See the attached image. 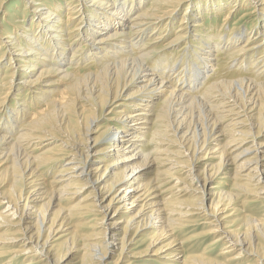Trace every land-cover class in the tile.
<instances>
[{
    "label": "bare ground",
    "instance_id": "6f19581e",
    "mask_svg": "<svg viewBox=\"0 0 264 264\" xmlns=\"http://www.w3.org/2000/svg\"><path fill=\"white\" fill-rule=\"evenodd\" d=\"M9 1L0 0V8ZM144 1L23 0L34 27L33 32L19 35L24 48L17 42L18 35L0 32V45H6L0 48V60L5 53L9 60L7 76L0 78V114L5 115L12 95L22 89L32 95L31 104L39 100L31 112L23 100L21 108L5 116L11 124L8 129L16 122L17 130L0 134V227L12 229L0 236V243L8 246L10 261L48 264L50 257L58 264L79 252L80 264H104L108 248L116 241L113 230L123 223L113 264L125 258L126 246L148 233L144 251L127 253L128 259L136 261L127 259L126 264L143 262L146 256V261L165 260L163 264H264V251L253 249V242L243 236L247 234L239 231L243 226L246 232L257 229L264 234V219L242 212L233 217L251 204L264 208V82L210 75L224 48L232 61L248 60L251 66L263 68L264 0H232L224 24L244 6L251 10L243 16L253 15L259 23L244 41L245 34L239 32L219 42L210 37V32L216 33L213 27L204 28L197 19L204 12L217 17L226 0H202L199 6L197 0H152L142 7ZM184 3L186 10L176 22ZM174 24L177 30L170 33L174 39L163 45L162 33L171 32ZM162 28L164 32L156 35ZM71 42L78 46L71 50ZM183 45L185 55L197 57L192 64L198 69L188 76L193 79L190 86L201 87L196 97L187 89L172 88L175 70L161 78L164 69L154 67L158 59H168V50ZM94 48L96 68L80 70L79 63L86 62ZM157 50L162 53L154 56ZM258 51L261 56L256 57ZM151 56L155 59L148 62ZM65 66L69 69L62 70ZM248 72L255 76L253 69ZM16 74L22 79L14 83ZM51 77L54 80L46 83ZM59 84L62 88L55 91L52 87ZM67 106H75L74 124L63 135L54 133L53 112ZM99 120L103 126L92 133ZM91 134L97 136L90 143ZM52 142H58L59 149L49 157L54 150L46 147ZM46 164L60 168L50 182L41 175L40 168ZM153 166L155 174L142 182V175ZM217 179L229 180L228 192L218 190ZM80 192H86L85 197L72 204ZM65 201L71 205H62ZM20 202L24 203L18 206ZM87 216L99 218H94L91 232L80 233L86 225L81 220ZM199 227L185 241L176 239L178 230ZM209 236L211 241L200 255H184L186 242H206ZM162 242L166 243L161 246ZM218 245L224 246L223 251L213 257ZM61 247L67 249L58 256L55 252Z\"/></svg>",
    "mask_w": 264,
    "mask_h": 264
},
{
    "label": "rangeland",
    "instance_id": "374dc122",
    "mask_svg": "<svg viewBox=\"0 0 264 264\" xmlns=\"http://www.w3.org/2000/svg\"><path fill=\"white\" fill-rule=\"evenodd\" d=\"M22 1L23 0H10L9 1V3L7 4V6H5L4 8H0V32H2V33H4V34H7V35H5V36H11V37H15V36H17L16 38H18L17 39V42H19L18 44H20V46H21V48H24V46H25V42L23 41V38L21 39V37L19 38V35L20 36H24L25 35V32H27L28 30H30V31H32L33 32V30H34V27H32L31 28V26H30V22H29V14H28V12H29V8L28 9H24L25 7L22 5ZM68 1V0H67ZM131 1V0H130ZM129 0H127V2L126 3H128V2H130ZM151 1L152 0H145L144 1V4L142 5V7H144V6H149V4L151 3ZM198 2L196 3V5L197 6H199V5H201L200 3H201V1L202 0H197ZM205 1H207V3H208V0H203L202 1V3H204ZM232 0H226L225 2H224V8H223V5H221L222 6V11L220 12V13H218L219 15H217V17H214V16H212V15H207V13L206 12H204L203 13V17L202 18H200V19H197V22H202L203 23V25H204V28H212V30H214L216 33H211L210 32V37H212V39H213V41H216V42H219L220 40L221 41H223V40H225V38H226V35L227 36H229V38H232V37H236L237 36V34L240 32V33H244L245 34V36L241 39V41H244V40H246L247 38H248V36H249V34H250V32L252 31V28L255 26V24L257 25L258 23H259V20L258 19H256L253 15L252 16H250V17H244L243 16V14L245 15V13H249V11L251 10L250 9V7H246L245 8V6L244 7H240V8H238V9H236L237 11H235L234 13H233V15H232V17H231V19L226 23V24H224L223 22H222V20H223V16L225 15V13H226V11H227V9L230 7V2H231ZM238 1H240L241 2V0H238ZM247 3V2H246ZM240 4V3H239ZM244 5H245V3H244ZM249 8V9H248ZM23 9H24V11H23ZM185 10H186V3H184V4H182V6H180V8H179V10H178V13H177V18H176V22H177V20H179L180 18H181V15H183L184 14V12H185ZM247 10V11H246ZM245 11V12H244ZM135 12H137V8L132 12L133 14L135 13ZM64 13H65V10H63L62 12H61V16L63 17L64 16ZM131 13V14H132ZM238 13V14H237ZM26 14V15H25ZM28 14V15H27ZM130 14V15H131ZM236 14V15H235ZM240 15H242L241 17H240ZM262 18V21H263V17H261ZM260 18V19H261ZM202 19V20H201ZM242 20V21H241ZM230 24V25H229ZM210 27H209V26ZM225 25V26H224ZM232 25V26H231ZM21 26H22V30H21ZM235 26H237V28H235ZM225 27V28H224ZM245 27V28H244ZM204 28H203V32L205 33L206 31H204ZM220 28V29H219ZM232 28V29H231ZM250 28V29H249ZM2 29H4V30H2ZM170 29H171V32H169V30H167L165 33H162V35L161 36H164L163 38V40H165L164 41V44L163 45H165V44H167L168 42H170V40L172 41L173 39H174V35L173 34H170V33H174L175 32V30H177V28H176V24H174V25H172L171 27H170ZM223 29V30H222ZM22 31H23V33H22ZM228 31V32H227ZM230 31V32H229ZM238 31V32H237ZM243 31V32H242ZM160 32H164V29L162 28L160 31H158L157 33H156V35H159L160 34ZM195 34V33H194ZM215 34V35H214ZM188 36V35H187ZM218 36V37H217ZM225 36V37H224ZM247 37V38H246ZM85 38H87V36L85 37ZM194 39V38H193ZM216 39V40H215ZM220 39V40H219ZM6 40V39H5ZM5 40L4 41H2V42H5ZM1 41V40H0ZM240 41V42H241ZM2 45H4V47H6V45L4 44V43H2ZM2 45H0V48H1V46ZM70 45H71V50L73 49V48H75V47H77L78 46V44H76L77 46H75V45H73V42H71L70 43ZM87 46H89V44H87ZM190 46V44H188V47ZM183 47H185V45H183V46H181V48L180 47H177V49H172V50H168L167 52H166V54H167V57H168V59L167 60H164L163 58H161V60H157L155 63H157V64H155L154 63V67L156 68V69H159V68H162V69H164V70H162V73L160 72V76H161V78H163V77H165L164 76V73H166V72H170V74H172V71H174V76L173 77H175V80H173V81H171V85H172V88H174V89H183V90H185V89H187V90H189V91H191L190 93L192 94V95H194L195 97L196 96H198V91H199V89L201 88H197V86L195 85L194 87H192V86H190L189 84H190V82L193 80V79H189V77L188 76H192L193 77V75L195 74V72H196V70L198 69V68H196V67H194L193 65L194 64H192L194 61H195V59L197 58V57H194V58H192V57H188L187 56V54L185 55V53H184V51H183ZM225 47H226V45H225ZM2 49V48H1ZM0 49V56H1V53H2V50ZM8 48H6V50H7ZM49 49H52V48H49ZM69 49V50H70ZM90 49V48H89ZM226 48H224V50H222V51H220L219 52V54H221V55H219V57H218V61H217V64L216 65H218L217 67H216V65H215V67H213L212 69H211V73L212 72H216V78H220V77H222V78H225V80H227V79H238L239 77H241V78H239V79H245V77H246V79H248V77L251 79V80H257V79H260V82H264V66H263V68L262 69H260L259 70V68H260V66L261 65H259L258 66V64H254L253 66H251V64H250V62L248 61V60H246V61H244L243 62V64L241 63V61L239 60V62L237 61V62H235V61H232L231 59H229V56H228V54L229 53H225V52H228V51H226L225 50ZM68 50V51H69ZM190 50V49H189ZM93 51H97V50H95V48L91 51V52H89L90 54V57L88 56V58H86V59H88L86 62H84V61H82V62H80L79 63V65H80V70H84V67L85 68H90V69H92V70H94L95 68H96V66H97V64L96 63H92V61L94 60L93 59ZM158 51H160V50H157L156 52H158ZM173 51V52H172ZM182 51V52H181ZM12 53H15V52H13V51H11ZM222 52V53H221ZM67 53V55H65V57H68L69 56V53L68 52H66ZM95 53H98V51L97 52H95ZM160 53H162V52H158V53H156V54H154V56L156 55V56H158ZM197 53V52H196ZM195 53V54H196ZM260 51H258V53H256V57H258V56H261L260 54ZM6 54L7 53H5V55L1 58V60H0V78H2V77H4L5 75L7 76V69H8V66H7V64H8V61L9 60H6L5 58H6ZM190 54L191 55H193V52H190ZM253 54V53H252ZM251 54V55H252ZM11 54H8V56H7V58H9V57H11L10 56ZM190 55V56H191ZM226 55V56H225ZM182 56V57H181ZM194 56V55H193ZM153 58V56H151V58H149V60H148V62L150 61V59H152ZM180 58V59H179ZM91 59V60H90ZM153 59H155V58H153ZM178 60H180V61H178ZM165 61H167V62H165ZM187 61V62H186ZM191 61V62H190ZM165 62V63H164ZM163 63V64H162ZM185 63V64H184ZM232 63H233V65H232ZM254 63H257L256 61L254 62ZM189 64H192V68H189ZM230 64V66H229V68L228 69H223L224 67H227L228 65ZM238 64V65H237ZM242 64V65H241ZM249 64V65H248ZM264 64V63H263ZM65 65V64H64ZM88 65V66H87ZM181 65H183V66H181ZM188 65V66H187ZM232 65V66H231ZM257 65V66H256ZM82 66H83V68H82ZM168 66V67H167ZM181 66V67H180ZM222 66V67H221ZM71 67V66H70ZM94 67V68H93ZM158 67V68H157ZM233 67V68H232ZM240 67V68H239ZM174 68V69H173ZM215 68V69H214ZM65 69H69V67L67 66H65L62 70H65ZM184 69V70H183ZM192 69V70H191ZM242 69V70H241ZM251 69V71H252V69H253V71H254V73H255V76H250V74H252V73H250V72H248V70H250ZM258 69V70H257ZM168 70V71H167ZM181 70V71H180ZM245 73H244V72ZM259 71V72H258ZM86 71H83V73H85ZM180 73V74H179ZM210 73V75H213V73L211 74ZM261 73V74H260ZM176 75H178L177 77H176ZM187 76V77H186ZM242 76H244V77H242ZM262 76H263V78H262ZM20 77V78H19ZM227 77V78H226ZM22 79V76H20L19 74H16V76L14 77V83H15V81L16 82H18L19 80H21ZM187 79H189V80H187ZM47 80V82L46 83H48V82H50L51 80L53 81L54 80V78H49V79H46ZM188 85V86H187ZM62 84H59V85H56V86H53L52 88L56 91V90H60L62 87ZM179 87V88H178ZM57 88V89H56ZM192 89V90H191ZM197 90V91H196ZM4 91H5V88H4ZM194 92V93H193ZM17 93V94H16ZM15 94H13L12 95V99L10 100V102H9V104L6 106V109H5V115H4V113L3 114H0V134H3L4 132H6V130H8V132L9 133H13L14 132V130H17V128L19 127L18 126V124L16 123V122H13L12 124H13V128H12V130L10 131L9 129H8V127L9 126H11V124L9 123L8 124V122H6L7 121V119H5V116H7L13 109H16L17 107L18 108H21V106H22V103H23V100H24V104L28 107V109H30L29 110V112H31V111H33V108L35 109V104H39V100H35L34 101V104H31V102L29 101V98L32 96L31 94H30V92L28 91L27 92V89L25 88V89H22V91H19V92H16ZM195 93H197V94H195ZM26 100V101H25ZM78 103V102H77ZM6 105V104H5ZM75 107V106H74ZM74 107L73 108H70V107H65V109H58V108H56L55 109V111L56 112H53V114H54V116H53V118H54V122H53V125H55V127H57L56 129H54L55 130V132L54 131H52V132H54V133H56V132H58V133H61L62 135H63V133H64V130L66 129V127L67 126H72L73 124H74V122H73V120L75 121V111H74ZM77 107V106H76ZM26 111V110H25ZM65 111H66V113H65ZM61 113V114H60ZM99 113H100V111L99 110H97V111H95V115L96 116H99ZM58 114V115H57ZM66 115V116H65ZM74 115V116H73ZM20 116L21 117H25L24 116V114L22 113V114H20ZM68 119H70V121H68ZM55 123V124H54ZM70 123V124H69ZM96 124H94V126H92L91 127V129H92V133H94V132H96L97 131V127L98 128H101L102 126H103V122H101V120H99V121H97V122H95ZM14 124H16V125H14ZM49 124V123H48ZM58 124V125H57ZM69 124V125H68ZM84 125V123L82 124V126ZM65 127V128H64ZM5 128V129H4ZM71 128V127H70ZM14 129V130H13ZM80 130H82V129H80ZM65 132H66V130H65ZM262 135H264V132H262ZM97 136V134H91L90 136H89V138H90V143H91V140H93L95 137ZM14 138H16V136H14ZM263 140V138H260L259 139V142H263L262 141ZM58 144V142H52L51 144H49V146H47L46 148H52L54 151H53V154H49L48 156L50 157V156H55L56 155V153H57V149H59V146L57 145ZM44 145H46V143H43L41 146H44ZM57 145V146H56ZM56 146V147H55ZM46 148H43L42 150H40L41 152L42 151H44V150H46ZM39 151V152H40ZM39 152H38V154H39ZM47 165V164H46ZM51 167V168H50ZM43 168V169H42ZM53 168V169H52ZM40 170H41V175H42V178H44V180H47V182H50L52 179L51 178H53V176H54V171H56V170H60V168L59 167H57V165L56 164H54L53 166H51V165H47V166H43V167H41L40 168ZM153 171V172H152ZM149 173H151V174H149ZM152 173H154L155 174V166H153L152 168H150V170H147L146 171V173H144L143 175H142V182H145L146 180L145 179H147L148 177H152L153 175H152ZM151 175V176H150ZM216 182H218V184L216 183L215 184V186H218V190H222L223 192H228V189H230L229 187H230V183H229V180L228 181H224L223 182V180H216ZM221 182V183H220ZM215 183V182H214ZM20 185V184H19ZM132 185H134V184H132ZM221 185V186H220ZM223 185V186H222ZM213 186H214V184H213ZM220 186V187H219ZM221 188V189H220ZM19 190H23L22 189V187H19L18 188ZM24 190H25V188H24ZM227 190V191H226ZM81 194H79V196H78V198H76L75 200L77 201H75V200H73L72 201V204H77V203H79V201L83 198V197H85L84 195H86V192L84 193V192H80ZM84 194V195H83ZM212 198L211 197H209L208 199H206L205 201H204V205L206 206V207H208L209 206V204H210V200H211ZM24 202H20V204H18V206L19 205H22ZM62 205H65V206H68V205H71V202L69 201V202H67V201H65L64 203L62 202ZM230 208H232V207H230ZM230 208L228 209V210H230ZM25 212H27V210H25ZM242 212V213H241ZM231 213H233V212H230V214ZM242 214L243 216H248V217H252V218H255V219H264V208L262 207V205L260 204H251L250 205V207H247V208H245V209H240V211H238V212H235V213H233L234 215H233V217L234 216H237V215H239V214ZM93 214V213H92ZM92 214H90V215H92ZM97 216H87V217H85V218H83V220H81L83 223H85L86 225H84L80 230H79V232L80 233H83V232H85V233H88V232H91L92 230H93V228H92V226L94 225L93 223H94V218L95 219H98V218H96ZM237 218H240V217H237ZM9 219H10V217H9ZM228 220V219H227ZM226 220V221H227ZM230 220V219H229ZM228 220V221H229ZM231 220H232V218H231ZM76 221H80V220H74L73 219V221L72 222H76ZM201 221H199V222H197V223H200ZM2 222H0V224H1ZM123 224V223H122ZM122 224L120 223V224H118V226H116V230H113V233L115 234V239H116V241L113 243L114 245H112V246H110L109 248H108V253L106 254V262L104 263V264H113V262L116 260V257H117V255L119 254V242H120V239H121V237H122V233H121V229H122ZM243 226H241L240 228H239V231H240V233L241 234H247V235H243V236H246V237H248V239H249V241L252 243V248L254 249H256L257 251H259V252H261V251H264V234L262 233V232H260L259 230H255V229H253V230H251V231H249V232H246V228L244 227V228H242ZM119 229V230H118ZM200 229H201V227H199V228H197V229H195V228H192V229H190V230H188V231H186V232H183V230L182 229H180V230H178L177 231V233L175 234V236H176V239L177 240H179V242H181V241H185V239L187 238V237H191L192 235H194V234H196V233H198L199 231H200ZM11 228H7L6 226H4V227H0V236H2V235H7L8 233H11ZM182 231V232H181ZM260 232V233H259ZM153 233V232H152ZM251 233L253 234V235H251ZM148 234H150V233H148ZM148 234H146V236H144V237H140V238H142V239H140V238H137V239H135L134 240V242H137V243H134V244H131L130 246H126V248L127 249H125V252H126V254L128 253H130V251L132 252V254L133 253H138L139 251L141 252V251H144V249L146 248V246L148 245V238H149V235ZM240 234V235H241ZM261 234V235H260ZM18 237V236H17ZM58 237V236H57ZM21 237H18L17 239H20ZM56 238V237H55ZM54 238V239H55ZM208 238V240H206V242H200L199 243V241H195V239H191V240H189L188 242H186V244L184 245V252H185V256H189V255H200L201 253H202V251H203V249L205 248V245L206 244H208L211 240V237L209 236V237H207ZM22 239V238H21ZM194 240V241H193ZM53 241V240H52ZM142 241V242H141ZM198 242V243H197ZM51 243V242H50ZM139 243V244H138ZM166 243V242H165ZM165 243H161V246L163 245V244H165ZM196 243H197V245H196ZM29 246H31L30 244L28 245V246H26L25 248L27 249ZM194 246V247H193ZM198 246V247H197ZM5 247V248H4ZM18 248L19 247V245L18 244H16L15 245V248ZM189 247H190V250H189ZM191 247H193V248H191ZM223 245H218L217 247H215V250L213 251V253L211 254L213 257H216L219 253H221L222 251H223ZM47 248V247H46ZM48 248H49V246H48ZM0 264H22V263H20L21 262V260H12V261H10V259L9 258H11V256L10 255H8L7 254V252L9 251L8 249V246L6 245V246H1V243H0ZM66 247H61L60 249H58L56 252H55V254H59L58 256H63L64 255V253H65V251H66ZM155 249V248H154ZM188 249V250H187ZM198 249V250H197ZM33 250H35V249H33ZM76 249H74L72 252H74ZM51 252V251H50ZM167 253V252H166ZM7 254V255H6ZM52 254H53V252H52ZM125 254V253H124ZM126 254L124 255V257L125 258H123V260H122V262L120 263V264H126V260L128 259L127 258V256H126ZM70 255V257L69 258H67L66 259V257H68ZM163 255V254H162ZM161 255V256H162ZM4 256H6V258L4 257ZM68 256H66L65 257V259L66 260H62V261H60L58 264H67V263H69V264H80V262H78L79 260V252H76V253H71V254H68ZM207 256V255H206ZM3 257V258H2ZM3 259V260H2ZM51 261H50V260ZM148 259V256H146V258L143 260V262L141 261V262H138V263H134V264H163V262L165 263V260H157V259H155L154 260V258H151L150 257V259L151 260H154V261H156V263H151V262H149V261H146ZM128 260H131L130 262H132L133 261V259L132 258H129ZM20 261V262H19ZM50 261V262H49ZM134 261H136V260H134ZM133 261V262H134ZM47 262H48V264H53V259L52 258H50V257H48V259H47ZM249 262L251 263V262H253V260L252 259H250L249 260Z\"/></svg>",
    "mask_w": 264,
    "mask_h": 264
}]
</instances>
